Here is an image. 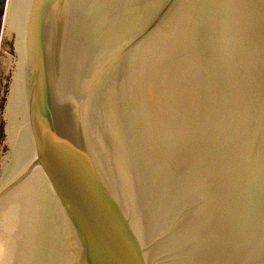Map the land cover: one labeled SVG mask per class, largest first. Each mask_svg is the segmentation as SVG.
<instances>
[{
	"label": "water",
	"instance_id": "1",
	"mask_svg": "<svg viewBox=\"0 0 264 264\" xmlns=\"http://www.w3.org/2000/svg\"><path fill=\"white\" fill-rule=\"evenodd\" d=\"M0 264H264V0H9Z\"/></svg>",
	"mask_w": 264,
	"mask_h": 264
},
{
	"label": "rangeland",
	"instance_id": "2",
	"mask_svg": "<svg viewBox=\"0 0 264 264\" xmlns=\"http://www.w3.org/2000/svg\"><path fill=\"white\" fill-rule=\"evenodd\" d=\"M8 10V0H6V4H5V7L3 9V18H2V21H1V31H0V51H1V45H2V39H3V33H4V27H5V14H6V11Z\"/></svg>",
	"mask_w": 264,
	"mask_h": 264
},
{
	"label": "bare ground",
	"instance_id": "3",
	"mask_svg": "<svg viewBox=\"0 0 264 264\" xmlns=\"http://www.w3.org/2000/svg\"><path fill=\"white\" fill-rule=\"evenodd\" d=\"M8 4H9V0H8ZM6 16H7V11H6L5 18H4L5 19V22H6Z\"/></svg>",
	"mask_w": 264,
	"mask_h": 264
},
{
	"label": "flooded vegetation",
	"instance_id": "4",
	"mask_svg": "<svg viewBox=\"0 0 264 264\" xmlns=\"http://www.w3.org/2000/svg\"><path fill=\"white\" fill-rule=\"evenodd\" d=\"M2 12H3V11H2ZM1 21H2V17H1ZM1 21H0V22H1Z\"/></svg>",
	"mask_w": 264,
	"mask_h": 264
}]
</instances>
